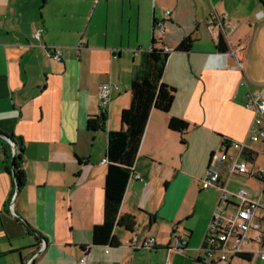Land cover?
Wrapping results in <instances>:
<instances>
[{
	"label": "crops",
	"instance_id": "0c3cea01",
	"mask_svg": "<svg viewBox=\"0 0 264 264\" xmlns=\"http://www.w3.org/2000/svg\"><path fill=\"white\" fill-rule=\"evenodd\" d=\"M216 14H225L223 25L208 29L207 18ZM219 32L227 50L216 48ZM186 35L190 49H175ZM152 36L170 49L161 79L175 87L173 101L166 111L151 108L119 205L136 226H115L116 244L92 243V227L103 219L107 133L120 126L135 65ZM54 48L59 60L49 54ZM105 81L119 87L101 107ZM249 89L264 98L261 0H0V264H27L30 257V264L207 262L204 233L220 196L217 185H201L207 163L223 149L235 155L230 140L245 142L251 166L264 163V143L249 137ZM102 111L103 127L89 130L88 116ZM171 115L189 122L185 133L167 126ZM7 134L23 145L19 187L6 168ZM253 178L259 181L221 163L228 210L239 201L232 195L238 188L249 199L264 198ZM185 189L195 194L187 206ZM132 236L136 244L150 236L154 242L136 246ZM257 246L251 240L243 247ZM216 264L249 261L229 252Z\"/></svg>",
	"mask_w": 264,
	"mask_h": 264
},
{
	"label": "trees",
	"instance_id": "16d2710c",
	"mask_svg": "<svg viewBox=\"0 0 264 264\" xmlns=\"http://www.w3.org/2000/svg\"><path fill=\"white\" fill-rule=\"evenodd\" d=\"M264 5V0H261ZM192 44L190 35L184 36L175 46L177 50H188ZM216 48L227 50V42L221 32L217 35ZM168 52L164 51L160 39L152 36L150 48L141 52L140 60L135 65L130 80V102L122 107L119 113L120 126L108 130L105 157L107 158L103 191V219L92 227V243L116 244L113 234L115 226L132 230L136 226L132 214H119L128 178L132 174V164L139 148V143L151 108L169 110L173 101L175 87L161 79ZM104 111L99 115H89L87 128L95 130L104 125ZM170 129L183 134L189 122L181 117L171 115L167 121ZM16 145L14 154L9 153L10 163L7 170L13 175L17 187L24 182V172L21 167L23 156L22 143L12 135L7 134ZM181 141H185L181 137ZM245 152V151H244ZM11 169V170H10ZM247 257V254H240Z\"/></svg>",
	"mask_w": 264,
	"mask_h": 264
},
{
	"label": "built area",
	"instance_id": "2783aa9c",
	"mask_svg": "<svg viewBox=\"0 0 264 264\" xmlns=\"http://www.w3.org/2000/svg\"><path fill=\"white\" fill-rule=\"evenodd\" d=\"M170 10L165 9L164 14L169 15ZM225 14H216L207 18L208 29L212 25H223ZM155 25L158 27L160 33L164 31V20L161 18L155 20ZM41 28L34 32V36L39 38ZM164 51L169 52L167 46H162ZM222 54L221 52H215ZM226 53L235 54L233 50L226 51ZM49 54L56 60H59L60 54L57 49L50 50ZM236 57V55H235ZM238 64L239 59L236 57ZM245 82V81H243ZM119 85L116 82L105 81L100 85V101L101 107L109 102L112 92L118 89ZM248 100L245 103L246 107L253 110V119L249 127V137L252 141H262L264 143V98L259 94L252 92L250 89L247 92ZM9 139V138H8ZM12 147V154L15 153L16 146L11 140L9 141ZM230 143L237 148L235 155H229L224 149L219 154H213L207 163L204 176L202 178V187L210 185H217L220 189V196L218 202L211 214L210 220L207 224L204 233L203 251L205 257L208 259L203 264H216L219 261L226 260L228 253L233 255L247 254L249 264H254V258L259 255L264 257V198L249 199L247 191L244 188H238L232 192L239 201L234 203L233 209H227V204L230 202L228 190L223 182H220L221 163L227 161V169L229 172H237L256 177L263 185L262 192H264V163L261 166H251L250 160L245 156L244 151L246 144L242 140H230ZM227 142H223L225 146ZM107 158L103 157L101 162H106ZM135 176L138 177L136 174ZM12 209V202L9 204V209ZM249 230H254L255 233L250 236ZM251 240L258 243V246L252 250L244 249V244ZM137 237L132 236L129 242L136 244ZM154 242V237L150 236L143 239L140 244L142 246H149ZM229 242V243H227ZM179 246L182 244L178 242ZM33 256V255H32ZM31 257L27 260L30 264ZM80 263H84V258L79 259Z\"/></svg>",
	"mask_w": 264,
	"mask_h": 264
},
{
	"label": "rangeland",
	"instance_id": "374dc122",
	"mask_svg": "<svg viewBox=\"0 0 264 264\" xmlns=\"http://www.w3.org/2000/svg\"><path fill=\"white\" fill-rule=\"evenodd\" d=\"M253 179H254V178H253ZM254 180H255V179H254ZM259 185H261V182L255 180L254 186L260 188ZM183 196H184V198H185V200H184V206H187V203H189L190 201H192L193 198L195 197V194H194V192H193V189H190V190H186V189H185V192H184ZM194 199H195V198H194ZM200 199H201V198H200ZM190 221H192V220H189V222H190Z\"/></svg>",
	"mask_w": 264,
	"mask_h": 264
},
{
	"label": "water",
	"instance_id": "95a60500",
	"mask_svg": "<svg viewBox=\"0 0 264 264\" xmlns=\"http://www.w3.org/2000/svg\"><path fill=\"white\" fill-rule=\"evenodd\" d=\"M6 137V136H5ZM8 138V137H7Z\"/></svg>",
	"mask_w": 264,
	"mask_h": 264
}]
</instances>
